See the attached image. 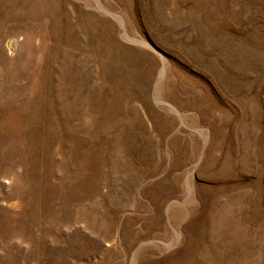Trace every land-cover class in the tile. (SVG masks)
I'll return each mask as SVG.
<instances>
[{"label":"rangeland","instance_id":"obj_1","mask_svg":"<svg viewBox=\"0 0 264 264\" xmlns=\"http://www.w3.org/2000/svg\"><path fill=\"white\" fill-rule=\"evenodd\" d=\"M0 264H264V0H0Z\"/></svg>","mask_w":264,"mask_h":264},{"label":"bare ground","instance_id":"obj_2","mask_svg":"<svg viewBox=\"0 0 264 264\" xmlns=\"http://www.w3.org/2000/svg\"><path fill=\"white\" fill-rule=\"evenodd\" d=\"M17 41H15L14 39H9L8 40V51L10 53H13L16 47Z\"/></svg>","mask_w":264,"mask_h":264}]
</instances>
